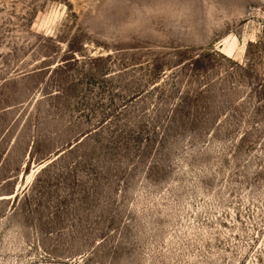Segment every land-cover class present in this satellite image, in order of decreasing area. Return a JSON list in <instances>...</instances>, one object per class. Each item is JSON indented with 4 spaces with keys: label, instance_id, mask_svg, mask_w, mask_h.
<instances>
[{
    "label": "rangeland",
    "instance_id": "1",
    "mask_svg": "<svg viewBox=\"0 0 264 264\" xmlns=\"http://www.w3.org/2000/svg\"><path fill=\"white\" fill-rule=\"evenodd\" d=\"M168 2L0 0V264H264V0Z\"/></svg>",
    "mask_w": 264,
    "mask_h": 264
},
{
    "label": "snow or ice",
    "instance_id": "2",
    "mask_svg": "<svg viewBox=\"0 0 264 264\" xmlns=\"http://www.w3.org/2000/svg\"><path fill=\"white\" fill-rule=\"evenodd\" d=\"M167 7L169 9L181 7L179 0H169Z\"/></svg>",
    "mask_w": 264,
    "mask_h": 264
},
{
    "label": "bare ground",
    "instance_id": "3",
    "mask_svg": "<svg viewBox=\"0 0 264 264\" xmlns=\"http://www.w3.org/2000/svg\"><path fill=\"white\" fill-rule=\"evenodd\" d=\"M231 51H232V44H230V45L228 46V53L230 54Z\"/></svg>",
    "mask_w": 264,
    "mask_h": 264
}]
</instances>
